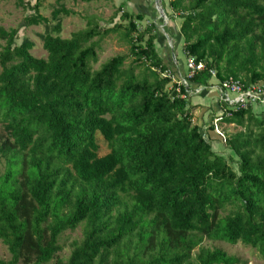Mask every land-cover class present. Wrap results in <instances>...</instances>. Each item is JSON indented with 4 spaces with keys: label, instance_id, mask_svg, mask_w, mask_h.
Masks as SVG:
<instances>
[{
    "label": "trees",
    "instance_id": "trees-1",
    "mask_svg": "<svg viewBox=\"0 0 264 264\" xmlns=\"http://www.w3.org/2000/svg\"><path fill=\"white\" fill-rule=\"evenodd\" d=\"M56 1L49 17L39 11L46 0L31 1L25 17L44 26L45 57L31 53L29 38L16 42L18 27L0 26V239L11 254L0 264H247L220 247L193 256L205 237L264 257V115L253 105L217 115L240 127L224 138L233 169L192 121L185 86L163 75L172 68L153 23L119 6L107 25L87 14L63 37L60 17L76 11ZM169 5L186 57L204 63L191 83L206 84L210 69L218 80L264 83V0ZM120 28L128 54L95 68L100 40ZM79 226L81 238L58 259L62 234Z\"/></svg>",
    "mask_w": 264,
    "mask_h": 264
},
{
    "label": "rangeland",
    "instance_id": "rangeland-1",
    "mask_svg": "<svg viewBox=\"0 0 264 264\" xmlns=\"http://www.w3.org/2000/svg\"><path fill=\"white\" fill-rule=\"evenodd\" d=\"M27 4L25 6H20L17 4L16 0H3L0 2V26H3L5 29H9L11 27H18V34L16 37V42L19 43L23 37H27L34 42V47L31 50V53L35 57H45L46 52L43 49L41 43L42 38L41 35L44 32L43 25H28L25 17L32 13V9L29 6V3L33 0H26ZM64 3L70 7L71 9L76 11V14L72 15H64L60 17V21L63 25L62 36L68 37L69 34L80 28L85 26L86 20L85 15L94 13L100 16L102 19L101 25H107L105 22L108 18V13L102 9L101 6H96L95 2H87L82 0H63ZM57 4L56 0H46L39 11L44 16H50V12L53 7ZM174 15L173 17H175ZM177 17V16H176ZM167 20V17L164 18ZM122 28H120L117 32L111 33L108 36L102 38L99 42L100 50H99V60L94 65L95 68L99 66L100 63L105 61L107 58L116 55V54H128V44L121 38ZM5 41L0 37V49L2 48ZM177 50L180 54L183 53L182 51V44H178ZM132 58L129 56L126 60V63H130ZM220 129L219 138L214 142V149L216 152L221 153L226 159V161L231 165L233 169L237 168L238 158L237 156L226 146L224 142V138L227 137V134L234 131L236 127L232 125H228L224 128H220V124L217 125ZM3 130L0 125V139L3 137ZM97 143L99 145L98 154L103 155L109 151V147L107 142L104 140L102 135L97 132L96 134ZM226 150V152H225ZM4 169V162L3 159L0 158V170ZM82 236V226L77 227L75 230L65 231L61 236V242L63 243L62 250L57 254L58 259L65 260L72 248L73 242L79 240ZM203 248H215L220 247L224 249L227 253L237 255L242 259L247 261V264H264V257L260 256L258 251L255 248L250 246L243 245L242 243L238 242L236 244H229L223 241L217 240H210L206 237L203 239L201 244L197 246L193 250V256L199 251V249ZM11 254L7 246L1 241L0 239V257L4 260H9ZM22 264V263H20ZM45 264H58L56 259H52L50 262Z\"/></svg>",
    "mask_w": 264,
    "mask_h": 264
},
{
    "label": "crops",
    "instance_id": "crops-1",
    "mask_svg": "<svg viewBox=\"0 0 264 264\" xmlns=\"http://www.w3.org/2000/svg\"><path fill=\"white\" fill-rule=\"evenodd\" d=\"M96 6H101L108 13V18L120 6L121 11L142 18L139 24L153 23L156 26V37L154 40L155 48L158 54L171 66L170 73L174 81H183L186 79L187 68L185 63L186 55L183 49V38L180 32L181 19L169 16L172 10L169 5L170 0H91ZM83 2V1H82ZM90 2V1H89ZM96 13V12H94ZM91 14V13H90ZM120 12L117 14V18ZM99 16V15H98ZM100 17V16H99ZM167 17V20L164 18ZM102 18V17H101ZM106 18V19H108ZM178 44H182L183 53L177 50ZM185 89L187 90V99L191 104L192 121L199 125L205 134L209 135L214 147L215 139L221 134L218 126L212 124V119L220 114L223 109L221 102L218 79L211 77L206 84L191 83L188 79ZM252 110L264 115V103H257L252 106ZM220 128L232 125L234 131L240 129L234 123L218 122ZM213 125L214 130H207V127ZM220 133V134H219ZM233 133V131H231ZM231 133L227 134L229 136ZM226 152V150H225ZM221 154V153H219Z\"/></svg>",
    "mask_w": 264,
    "mask_h": 264
},
{
    "label": "built area",
    "instance_id": "built-area-1",
    "mask_svg": "<svg viewBox=\"0 0 264 264\" xmlns=\"http://www.w3.org/2000/svg\"><path fill=\"white\" fill-rule=\"evenodd\" d=\"M187 68L186 79L191 77L196 71H200L204 68V63L201 61H196L194 57L187 56L185 63ZM212 77H215V71L213 69L209 70ZM168 75L174 81L173 75L170 71H166L163 75ZM184 79L182 82L174 81L178 84L186 86L187 80ZM220 99L223 106V110L234 109V108H245L248 105H254L257 103H264V83L255 82L248 85H244L239 78L229 77L224 80H218ZM182 98L187 97L186 93L181 94ZM230 115V112H227ZM218 123V116L212 119V124L216 127Z\"/></svg>",
    "mask_w": 264,
    "mask_h": 264
}]
</instances>
